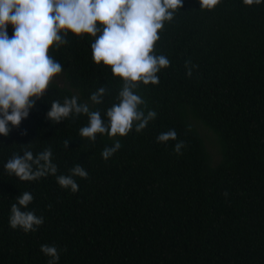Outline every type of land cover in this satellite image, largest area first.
I'll list each match as a JSON object with an SVG mask.
<instances>
[{
	"label": "trees",
	"instance_id": "16d2710c",
	"mask_svg": "<svg viewBox=\"0 0 264 264\" xmlns=\"http://www.w3.org/2000/svg\"><path fill=\"white\" fill-rule=\"evenodd\" d=\"M159 35L156 54L170 66L157 74L159 84L137 90L147 104L141 108L155 110L156 119L139 133L98 134L94 145L78 135L87 115L53 123L47 113L53 101L77 96L107 123L122 79L93 61L90 35L69 31L67 44L50 49L65 86L53 81L21 125L0 134V264H48L43 244L58 248V264H264V3L222 0L208 11L199 0H184ZM188 60L198 65L191 77ZM100 87L106 93L95 104L90 96ZM196 122L217 136V162ZM172 129L176 140L157 141ZM115 140L122 146L105 160L101 153ZM179 141L182 155L174 151ZM49 146L57 175L76 164L89 173L74 178L76 193L53 175L26 182L6 172L14 154ZM25 191L34 200L22 210L44 218L35 232L9 224Z\"/></svg>",
	"mask_w": 264,
	"mask_h": 264
},
{
	"label": "clouds",
	"instance_id": "9594fccd",
	"mask_svg": "<svg viewBox=\"0 0 264 264\" xmlns=\"http://www.w3.org/2000/svg\"><path fill=\"white\" fill-rule=\"evenodd\" d=\"M221 2L199 0L200 9L212 11ZM242 2L252 6L264 0ZM183 7L184 0H0V134L8 136L13 126L19 127L36 100L44 98L54 79L62 73L63 66L50 54V49L67 44L65 37L69 31L95 38L91 43L93 61L110 66L113 75L122 79L119 103L107 109L106 123L99 111H91L87 103H79L77 96L65 97L63 104L52 102L47 119L60 123L70 116L87 115L89 122L79 129L78 135L92 145L98 134L115 138L127 136L133 128L137 133L144 130L156 119L157 112L145 113L141 105L146 107V101L137 90L141 84H159L157 74L170 66L165 55L156 54V44L165 24L172 22ZM9 24L13 27L11 36ZM185 67L191 77L198 65L188 60ZM105 93L106 89L100 87L91 94L90 100L100 104ZM177 136L172 129L159 134L157 141L164 143L176 140ZM69 141H64L65 148L69 147ZM121 146L115 140L113 146L103 149L102 157L109 159ZM185 146L184 141L176 143L175 153L182 155ZM22 152V156L14 154L4 165L8 175H15L20 181H36L53 175L61 188L76 193L79 185L74 178L89 176L80 164L72 167L68 175H57L51 146L35 155L28 148ZM33 200L28 191L16 197L17 203L12 204L9 218L13 229L35 232L44 223V218L33 210H22ZM40 250L50 257L48 264H58L60 252L56 246L43 244Z\"/></svg>",
	"mask_w": 264,
	"mask_h": 264
},
{
	"label": "rangeland",
	"instance_id": "374dc122",
	"mask_svg": "<svg viewBox=\"0 0 264 264\" xmlns=\"http://www.w3.org/2000/svg\"><path fill=\"white\" fill-rule=\"evenodd\" d=\"M54 82L61 86H65L64 76L63 74H59ZM199 133L201 134L206 148L208 149L212 161L217 162L221 157V147L217 136L207 127H205L201 122H196Z\"/></svg>",
	"mask_w": 264,
	"mask_h": 264
}]
</instances>
